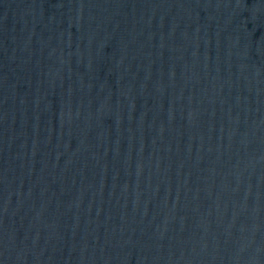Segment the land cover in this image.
Returning a JSON list of instances; mask_svg holds the SVG:
<instances>
[{
    "label": "water",
    "instance_id": "95a60500",
    "mask_svg": "<svg viewBox=\"0 0 264 264\" xmlns=\"http://www.w3.org/2000/svg\"><path fill=\"white\" fill-rule=\"evenodd\" d=\"M0 264H264V0H0Z\"/></svg>",
    "mask_w": 264,
    "mask_h": 264
}]
</instances>
